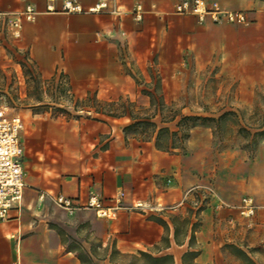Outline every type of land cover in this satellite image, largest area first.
<instances>
[{
    "label": "crops",
    "instance_id": "crops-1",
    "mask_svg": "<svg viewBox=\"0 0 264 264\" xmlns=\"http://www.w3.org/2000/svg\"><path fill=\"white\" fill-rule=\"evenodd\" d=\"M66 1L76 2L84 9L107 1V10H119L118 17L49 13L47 0H0L2 13L20 12L25 6L35 11L34 20L23 23L18 39L11 38L0 21V56L5 49L24 52L45 79L67 71L77 82V73L87 74V85L74 84L78 100L91 93L98 99L134 93L132 79L116 61L117 41L124 39L114 29L117 24L133 31L128 33L130 40L141 41L147 39L151 26L154 30L165 21L170 22V33L177 38L174 51L182 55L187 46L193 47L198 70L215 61L221 73H237L251 79L250 75L264 64V14L260 12L250 13L249 26L237 27L216 24L210 17L199 21L195 15L173 14L175 6L186 0H56L55 8L59 10ZM202 1L207 6L216 3L222 10L242 13L253 11L257 2ZM138 7L142 9L140 22L134 18ZM103 36L107 37L103 38L107 41L104 48ZM86 55L92 58L88 68L83 61L72 64L69 60ZM176 62L180 64L181 60ZM99 115L101 120L80 117L59 124L55 134L51 131L41 140V160L31 157L34 147L24 149L21 144L26 187L19 214L13 210L6 220H0V264H84L50 225L51 212L66 214L49 207L48 199L57 195L80 201L97 196L105 207H114L118 194L124 193L120 200L123 208L113 220L98 218L92 211L73 214L82 220L81 232L87 231L91 240L95 238L83 246L88 254L87 264H130L131 259L151 264L141 254L159 259L156 264H184V260L185 264H213L214 251L227 233L222 221L235 217L244 224L254 223L255 229L264 228V154L262 160L250 162L246 177L244 189L248 195L244 196L253 198L256 206L254 218L247 221L234 211L218 209L214 200L204 208L193 207V194L188 192L199 181L198 169L192 163L196 156L183 155L180 149H158L155 136L143 140L124 130L128 119L103 112ZM41 195L46 201L40 199ZM140 203L149 209H132ZM216 220L218 225H214Z\"/></svg>",
    "mask_w": 264,
    "mask_h": 264
},
{
    "label": "rangeland",
    "instance_id": "rangeland-1",
    "mask_svg": "<svg viewBox=\"0 0 264 264\" xmlns=\"http://www.w3.org/2000/svg\"><path fill=\"white\" fill-rule=\"evenodd\" d=\"M107 9L99 14L118 17L119 10L115 13L114 9ZM252 12L264 14V0H257L253 11H245L248 16L247 25L226 22L220 25L247 27L252 23ZM172 13L175 14V11L172 10ZM114 29L124 38L123 41H117L116 61L121 65L123 73L132 79L135 91L133 94L109 99H98L96 94L91 93L89 97L95 100L82 105L77 103L78 89L74 84L87 85V74L77 73V82L67 71H59L56 77L45 79L36 65L27 60L24 52L5 49L0 56V104L6 106L10 114H18L22 118L24 129L20 141L23 148L34 147L31 157L41 160L44 158L41 140L46 139L49 132L53 133L59 124L74 116L90 121L101 120L96 112H103L113 118H126L129 125L141 122V125L129 132L143 140L152 139L160 128L166 127L170 132L178 131L179 138L182 129H186L189 138L185 142L178 138L176 145L183 155L196 156L192 163L198 169L199 181L193 187H211L217 199L236 205L242 196L248 195L244 187L247 185L250 162L262 160L261 155L264 154V134L252 138L254 133L264 130V64L250 75L251 79L237 73L223 74L215 61L198 70L193 47L187 46V52L182 55L174 51L177 38L170 33V22L165 21L154 30L151 26L148 37L145 36L147 39L141 41L130 40L128 33L133 31L128 32L124 25L117 24ZM181 45H184V41H181ZM102 47H107L104 39ZM90 59L88 55L69 57L72 64L83 61L85 68H88ZM179 59L181 63L177 64ZM65 60L63 56V63ZM62 67L63 64L60 70ZM58 84L65 89V95L55 92L54 87ZM250 100V104L246 103ZM76 108L79 111H75ZM227 112L230 115L216 121ZM184 116L191 117V120L182 125L181 129L176 125ZM152 123L155 128L150 126ZM199 194L200 197L205 195ZM200 197L193 194V207L200 206ZM48 201L49 207L55 209L52 200ZM205 205L203 203L202 207ZM51 213L53 217L50 225L55 234L87 264L88 254L84 253L87 250L83 246L95 238L91 240L87 231L81 232V218ZM87 223L83 224L86 226ZM221 223L227 233L214 251L213 264H248L238 250L255 264H264V228L255 229L254 223L244 224L235 217ZM218 224L216 220L214 225ZM129 263L141 264L132 259Z\"/></svg>",
    "mask_w": 264,
    "mask_h": 264
},
{
    "label": "built area",
    "instance_id": "built-area-1",
    "mask_svg": "<svg viewBox=\"0 0 264 264\" xmlns=\"http://www.w3.org/2000/svg\"><path fill=\"white\" fill-rule=\"evenodd\" d=\"M46 12L53 13L60 11L66 14L72 13H90L96 14L107 9V1L98 3L88 9L82 8L73 1L64 2L60 9L54 6L56 0H47ZM174 11L179 15H195L200 21L205 17L218 24L226 22L229 24L246 25L248 19L245 13L222 10L218 4L212 3L207 6L202 0L181 1L178 3ZM142 9L136 8L134 18L140 22ZM35 11L31 6L16 13L0 12V21L3 22L9 35L13 39L21 36L22 25L24 22H32L34 20ZM24 129L22 118L18 114H10L8 108L0 104V220L4 221L8 218L11 211L15 210L19 214L23 193L26 187L24 182V172L22 167V146L20 142V133ZM188 193L205 195L199 198L200 206L209 204L213 200L216 201L218 209H226L234 211L244 220H251L255 216L256 206L253 198L244 196L237 205H230L216 198L211 187L196 186ZM124 197V193L120 192L117 197V205L114 207H105L97 196H91L85 201L73 200L63 195L52 197L53 204L58 209L64 211L68 215H73L80 211H92L98 218L113 220L116 218L117 212L123 207L120 206V200ZM43 199V196H40ZM149 209L144 204H136L132 209L144 210ZM18 242V240H17Z\"/></svg>",
    "mask_w": 264,
    "mask_h": 264
},
{
    "label": "trees",
    "instance_id": "trees-1",
    "mask_svg": "<svg viewBox=\"0 0 264 264\" xmlns=\"http://www.w3.org/2000/svg\"><path fill=\"white\" fill-rule=\"evenodd\" d=\"M53 81V80H52ZM55 88V92H57L58 94H61V95H65V89L63 88V86L61 85H57ZM90 100H95L94 97H86L85 99H82V100H78L77 103L82 105V104H85L87 103L88 101ZM94 102V101H93ZM163 105V104H162ZM75 111H79V109L77 110V108L75 109ZM96 113H101V112H96ZM227 115H230V112H227V113H223L222 115H220L218 117V119L216 121H221L223 119H225V117H227ZM81 116H74L73 119H78L80 118ZM208 119V118H206ZM210 119V118H209ZM171 120H173V118H171ZM191 120V117H188V116H184L182 117L179 122L177 123L176 126H178L179 128H181L182 125H185V123L187 121ZM211 120H214L211 118ZM139 125H141V122H134L133 124H130L128 126H126L124 128V130L126 131H130L131 129L135 128V127H138ZM150 126H152L153 128H155V125L152 123L150 124ZM182 129V128H181ZM264 134V130H262L261 132H256L252 135V138L254 137H257L259 135H263ZM247 135L249 136L250 134L247 133ZM178 131H175V132H170L168 130V128L164 127V128H160L156 131V134H155V140H156V147L158 149H179V147L176 145V142H177V139H178ZM181 138V139H180ZM180 141H186L188 138H189V132L188 130H184L182 129V135L180 136ZM169 143H171V146H169ZM238 253L241 254L244 258H245V261L248 263V264H255L250 258H248L242 251L238 250ZM142 257L146 258L149 260V262L151 264H156L159 262V259H153L147 255H144V254H141ZM190 254H186V256H189ZM160 260H165V258H162ZM184 264H185V260H184Z\"/></svg>",
    "mask_w": 264,
    "mask_h": 264
}]
</instances>
